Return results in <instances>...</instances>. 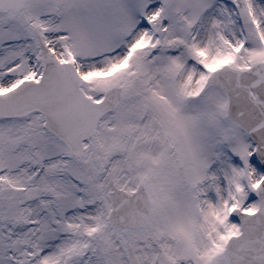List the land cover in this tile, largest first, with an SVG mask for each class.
<instances>
[{"label":"snow or ice","instance_id":"1","mask_svg":"<svg viewBox=\"0 0 264 264\" xmlns=\"http://www.w3.org/2000/svg\"><path fill=\"white\" fill-rule=\"evenodd\" d=\"M0 264H264V0H0Z\"/></svg>","mask_w":264,"mask_h":264}]
</instances>
